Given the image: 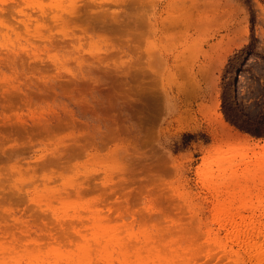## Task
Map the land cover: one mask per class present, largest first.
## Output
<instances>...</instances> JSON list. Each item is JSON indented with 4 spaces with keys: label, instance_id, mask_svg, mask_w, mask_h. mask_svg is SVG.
I'll return each instance as SVG.
<instances>
[{
    "label": "rangeland",
    "instance_id": "374dc122",
    "mask_svg": "<svg viewBox=\"0 0 264 264\" xmlns=\"http://www.w3.org/2000/svg\"><path fill=\"white\" fill-rule=\"evenodd\" d=\"M0 264H264V0H0Z\"/></svg>",
    "mask_w": 264,
    "mask_h": 264
}]
</instances>
